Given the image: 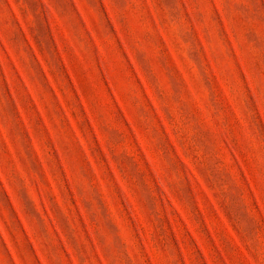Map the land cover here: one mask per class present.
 I'll return each instance as SVG.
<instances>
[{"label":"rangeland","instance_id":"374dc122","mask_svg":"<svg viewBox=\"0 0 264 264\" xmlns=\"http://www.w3.org/2000/svg\"><path fill=\"white\" fill-rule=\"evenodd\" d=\"M0 264H264V0H0Z\"/></svg>","mask_w":264,"mask_h":264}]
</instances>
